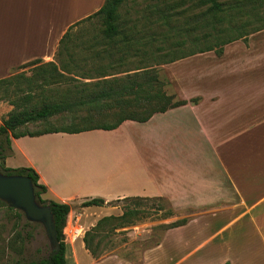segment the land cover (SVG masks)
Segmentation results:
<instances>
[{"label":"crops","instance_id":"obj_1","mask_svg":"<svg viewBox=\"0 0 264 264\" xmlns=\"http://www.w3.org/2000/svg\"><path fill=\"white\" fill-rule=\"evenodd\" d=\"M105 1L0 0V21H9L7 28L13 33L3 30L6 35L0 39V79L36 60L55 62L68 29L97 13ZM260 62L264 63V30L226 45L222 56L208 52L172 63L169 88L176 101L188 103L145 123L125 121L115 130H93L115 142L106 156L96 152L91 162L82 146L71 148L62 141L93 131L12 139L6 161L19 153L24 161L19 168L30 167L39 174L48 189L45 196L72 207L65 230L66 264H264ZM56 161L66 168L65 175ZM130 197L162 198L173 209L174 215L155 227L187 222L163 228L158 241L139 252L137 262L115 251L93 258L85 247V233L102 218L123 211L111 205L79 210L77 205L91 198L110 203ZM79 226L84 234L75 238L72 228ZM120 230L130 231L129 237L149 233L141 226L116 232ZM247 233L254 236L255 245L242 250L239 236Z\"/></svg>","mask_w":264,"mask_h":264},{"label":"trees","instance_id":"obj_2","mask_svg":"<svg viewBox=\"0 0 264 264\" xmlns=\"http://www.w3.org/2000/svg\"><path fill=\"white\" fill-rule=\"evenodd\" d=\"M127 1L106 0L97 13L71 26L62 37L56 53L55 59L60 61V65L55 62L42 63L36 60L21 67L26 68L37 63L45 65L43 67H51L49 70L41 68L35 74L42 80L41 84H35L32 79H29L27 88H23L20 78L25 76L20 74L0 79V102L7 100L14 106V110L0 126V172L8 175H25L32 179L38 202L49 206L53 212L58 241L61 245L59 254L53 256L51 262L49 261L50 251L49 256L38 263L23 264H66L65 230L72 207L46 197L48 189L40 183V176L33 168H7L6 159L9 155L5 154V145L11 150L12 139L39 137L52 133L79 134L93 130L110 131L119 128L125 121L148 122L157 113H164L188 103L174 101L175 96L166 92V83L161 79L157 66L208 52L222 56L226 45L241 39L247 40L251 34L264 30V0H198L197 3L201 7L207 8L194 17L195 22L202 21L203 24H200V27L210 28L211 32L201 37L196 36L191 51L185 54L171 52L167 54L171 57L169 60L159 61L155 65L147 66L143 58L128 64L125 62L127 58H137L139 54H146L145 50L135 47L137 43L132 40L135 30L141 34V30L146 28L121 26L120 9ZM159 12L163 13V10ZM170 17L165 13L161 16L165 21ZM94 19H100L103 25L102 37L94 39L96 41L94 44L101 46V49H95L92 46L84 53L77 54L75 48L69 45L73 30ZM198 27L194 26L193 29ZM122 35H124L123 39H121ZM201 39L205 40L204 44H201ZM184 45L185 43L182 42L177 45V48ZM63 54L67 56V60L61 58ZM82 55L85 58L79 59L78 56ZM124 65L132 66L120 71L119 67ZM58 78L65 79L64 82L68 85L67 90L62 93L58 102L44 101V104L39 106L35 91L54 84ZM79 79L88 80V82L80 83ZM11 94H14L16 98L9 99ZM17 94H23V96L17 97ZM197 101V99L192 100V102ZM53 118L62 119L59 126L49 124L41 131L27 130L29 124L46 122ZM124 201L129 203L122 209V215L104 217L85 233L83 238L85 247L93 258L99 259L103 255L101 247L106 233L112 235L118 229L135 225L136 220L141 219L144 214L141 207L148 203L154 202V211L164 210L162 204L156 205V203H166L162 198L130 197L110 203L103 198H91L85 200L81 208L103 207ZM9 209L14 210L11 207ZM168 212L164 219L174 215L171 207ZM17 215L21 218L25 217L19 211ZM186 222L187 220H181L162 227L164 229L179 227Z\"/></svg>","mask_w":264,"mask_h":264},{"label":"rangeland","instance_id":"obj_3","mask_svg":"<svg viewBox=\"0 0 264 264\" xmlns=\"http://www.w3.org/2000/svg\"><path fill=\"white\" fill-rule=\"evenodd\" d=\"M198 0H128L120 9L122 15L121 26H134L135 28H146L141 30V34L137 33L138 30L133 32V41L137 43L135 47L145 50L146 54H139V57H130L126 59V63H135L137 60L143 58L146 65H155L159 61L169 60L167 54L171 52H177L178 54H185L191 51L193 48V41L196 36L201 37L207 32H211L210 28L200 27V24L195 22V16L205 11L207 7H201ZM8 10L6 6L3 7ZM10 10V8H9ZM159 10H163L160 13ZM169 14L171 17L169 20H163L161 16L163 14ZM11 17V11H9ZM8 22L0 21V39L6 35L9 26ZM194 26H199L197 29H193ZM12 28V27H11ZM11 28L9 29L12 33ZM103 25L100 19H94L90 23L79 26L73 30L70 46L74 47L77 54L84 53L87 48L95 47V49H101V46L94 44L96 37H102ZM13 34V33H12ZM128 34V33H127ZM129 35V34H128ZM13 37V36H12ZM124 38L122 35L121 39ZM204 44L205 40H200ZM185 43L183 47H178L180 43ZM176 46V47H175ZM4 51V48L0 46V53ZM214 53V52H213ZM198 55V54H197ZM63 60H67V56L63 54L61 56ZM79 59H84V55L78 56ZM55 63L60 65V61L55 59ZM260 65L264 63H259ZM170 64H163L157 66V70L160 73L161 79L166 83L165 90L169 95L174 93L172 88H169V74ZM45 65L37 63L26 68L16 69L9 77L24 75L20 78L22 87L27 88L26 84L29 79H32L35 84H41L42 80L35 76V74L41 69L49 70L51 67H43ZM132 65L119 67L120 71H124L130 68ZM263 69V68H262ZM261 70V69H260ZM67 76H69L67 74ZM73 77V76H70ZM80 83L88 82V80L79 79ZM65 79L58 78L54 84L47 85L44 88H40L35 91L36 101L39 102V106H42L45 102H58L64 91L67 90L68 85L64 82ZM73 84H78L73 82ZM72 88V87H71ZM23 96V94H17ZM174 101H176V95ZM16 98L14 94H11L9 99ZM22 98V97H21ZM14 110L9 101L0 102V126L3 121L9 117V114ZM61 118H53L46 122H39L29 124L27 130L29 132L41 131L46 125L53 124L59 126ZM26 130V129H25ZM4 140V138H2ZM114 139L108 138L103 135V131H93L84 134V137H69L63 140L62 143L68 145L71 148L82 146L89 161L91 157H95L96 152L102 151V156H106L107 148L109 145H113ZM12 148V147H11ZM98 151H97V150ZM5 154L11 155L10 148L5 145ZM84 155V154H83ZM105 165H101L107 169L106 160H103ZM91 162V161H90ZM24 164L19 153H15L13 158L6 161V167L10 169H19ZM59 172L66 174V168L58 161L55 163ZM71 180V177H67ZM0 203V264H23L28 262H40L49 256L51 251L50 244L47 239L45 230L42 225L28 222L25 217L21 218L17 215V210H10L7 204ZM129 202H119L110 204L111 206L117 205L119 209H123ZM82 204V203H81ZM81 204L77 205V208L81 210ZM154 202L148 203L146 206L141 207L144 210V214L141 219H137L135 225L141 226V230H149V233L143 232V237H129L128 233L115 232L112 235H107L103 239L101 251L103 255L100 257H106L112 251H115L117 255L121 257H127L137 262L139 258V252L145 248L155 244L161 236L163 227L156 226L164 219V216L168 214L170 206L166 203H156V205L162 204L164 206L163 211H154ZM76 219L75 217H72ZM68 227V223L66 228ZM80 227V226H79ZM77 227V229L79 228ZM71 229V227H69ZM75 230V228H72ZM139 230V229H133ZM132 230V231H133ZM131 231V232H132ZM105 235V233H103ZM140 236V235H139ZM144 238V239H143ZM238 245L240 249H248L255 245V238L250 233L241 234ZM68 264H73L69 261Z\"/></svg>","mask_w":264,"mask_h":264},{"label":"water","instance_id":"obj_4","mask_svg":"<svg viewBox=\"0 0 264 264\" xmlns=\"http://www.w3.org/2000/svg\"><path fill=\"white\" fill-rule=\"evenodd\" d=\"M0 201L22 212L25 219L43 226L50 244L51 257L61 250L51 208L38 202L33 181L25 175H8L0 172Z\"/></svg>","mask_w":264,"mask_h":264},{"label":"built area","instance_id":"obj_5","mask_svg":"<svg viewBox=\"0 0 264 264\" xmlns=\"http://www.w3.org/2000/svg\"><path fill=\"white\" fill-rule=\"evenodd\" d=\"M72 234L76 238V237L82 236L84 234V230L81 227H79L78 229L75 228V230H72Z\"/></svg>","mask_w":264,"mask_h":264}]
</instances>
